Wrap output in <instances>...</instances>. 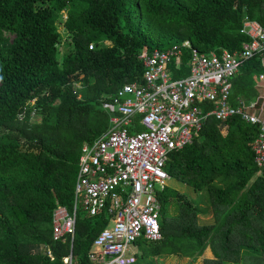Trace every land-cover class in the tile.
Masks as SVG:
<instances>
[{
	"label": "trees",
	"instance_id": "trees-1",
	"mask_svg": "<svg viewBox=\"0 0 264 264\" xmlns=\"http://www.w3.org/2000/svg\"><path fill=\"white\" fill-rule=\"evenodd\" d=\"M64 11L71 50L59 59ZM244 17L264 25V0H0V264H89L106 216L78 207L72 242L54 241L52 212L72 209L80 149L107 131L111 96L142 83L144 49L188 40L200 53L238 50L249 40L238 33ZM188 58L184 50L173 77L188 74ZM261 73L257 57L244 61L229 102L254 99ZM258 134L259 124L237 115L209 117L169 155L165 171L196 198L171 187L159 194L161 239H140L134 264L194 261L207 248L203 264H264V167L251 150Z\"/></svg>",
	"mask_w": 264,
	"mask_h": 264
},
{
	"label": "built area",
	"instance_id": "built-area-1",
	"mask_svg": "<svg viewBox=\"0 0 264 264\" xmlns=\"http://www.w3.org/2000/svg\"><path fill=\"white\" fill-rule=\"evenodd\" d=\"M238 33L249 40L233 52L200 53L188 40L141 52L142 83L127 82L114 92L107 131L80 149L72 209L57 204L52 212L54 241L72 242L78 207L103 213L107 222L92 243L89 264H134L140 239H161L159 194L170 179L169 155L191 144L209 117L223 121L237 115L259 124L251 150L257 166L264 167V120L256 104L228 99L229 81L244 61L257 57L264 66V25L244 17ZM184 50H189L188 74L173 77Z\"/></svg>",
	"mask_w": 264,
	"mask_h": 264
},
{
	"label": "rangeland",
	"instance_id": "rangeland-1",
	"mask_svg": "<svg viewBox=\"0 0 264 264\" xmlns=\"http://www.w3.org/2000/svg\"><path fill=\"white\" fill-rule=\"evenodd\" d=\"M66 16H67V12H65V11L62 12L60 21L58 22V25H57L58 29L61 33V38H62L61 44H60V50H59V59H61V57L63 55L67 54L71 50V45H70V40H69L70 37H69V34L67 33V30L64 27V22L66 20ZM103 44L109 45V42L104 41ZM76 84L80 85L79 82H77ZM33 119H39V117H37L36 114H33ZM221 131L223 133L224 130L222 129ZM167 185H168V187L175 188L179 191L186 193L187 195H189L190 198H194L191 194H193L196 197V195L193 192H191V189H189L188 187L184 186L183 184H181V183H179L173 179L168 180ZM201 220L204 222H210V217L209 218L204 217ZM142 247L143 246H141V245L140 246L136 245L137 256L142 251ZM210 255H212L211 251L209 248H207L206 251L194 261H192L191 258L189 259V258H184V257L183 258L175 257V259H172V260L167 259L166 261L161 259V261H159V264H189L190 262H192V264H203V257H207Z\"/></svg>",
	"mask_w": 264,
	"mask_h": 264
},
{
	"label": "crops",
	"instance_id": "crops-1",
	"mask_svg": "<svg viewBox=\"0 0 264 264\" xmlns=\"http://www.w3.org/2000/svg\"><path fill=\"white\" fill-rule=\"evenodd\" d=\"M261 74H264V73H261ZM258 76L255 77V81H256L255 88L257 90V96L254 99L244 98L243 96H241L239 98H242V99L249 101V102H254L256 104L255 112L257 114H259V116L264 120V80H258ZM167 187H168V185H167ZM180 192H182V191H180ZM191 195L194 197L192 199L196 198L193 194H191ZM175 257H177V256H170V257L164 258V261H166L167 259H170V260L175 259ZM177 258H179V257H177Z\"/></svg>",
	"mask_w": 264,
	"mask_h": 264
},
{
	"label": "water",
	"instance_id": "water-1",
	"mask_svg": "<svg viewBox=\"0 0 264 264\" xmlns=\"http://www.w3.org/2000/svg\"><path fill=\"white\" fill-rule=\"evenodd\" d=\"M68 259V263H70V259H71V257L69 256V258H67Z\"/></svg>",
	"mask_w": 264,
	"mask_h": 264
},
{
	"label": "bare ground",
	"instance_id": "bare-ground-1",
	"mask_svg": "<svg viewBox=\"0 0 264 264\" xmlns=\"http://www.w3.org/2000/svg\"><path fill=\"white\" fill-rule=\"evenodd\" d=\"M66 262H68V260H66Z\"/></svg>",
	"mask_w": 264,
	"mask_h": 264
}]
</instances>
